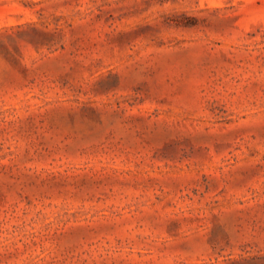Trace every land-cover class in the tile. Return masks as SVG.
I'll return each mask as SVG.
<instances>
[{
  "label": "rangeland",
  "instance_id": "obj_1",
  "mask_svg": "<svg viewBox=\"0 0 264 264\" xmlns=\"http://www.w3.org/2000/svg\"><path fill=\"white\" fill-rule=\"evenodd\" d=\"M0 264H264V0H0Z\"/></svg>",
  "mask_w": 264,
  "mask_h": 264
}]
</instances>
